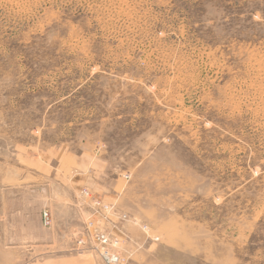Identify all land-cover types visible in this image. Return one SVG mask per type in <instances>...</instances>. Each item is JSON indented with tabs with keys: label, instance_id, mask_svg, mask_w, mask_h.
<instances>
[{
	"label": "rangeland",
	"instance_id": "obj_1",
	"mask_svg": "<svg viewBox=\"0 0 264 264\" xmlns=\"http://www.w3.org/2000/svg\"><path fill=\"white\" fill-rule=\"evenodd\" d=\"M99 234L264 264V0H0V264H103Z\"/></svg>",
	"mask_w": 264,
	"mask_h": 264
},
{
	"label": "built area",
	"instance_id": "obj_2",
	"mask_svg": "<svg viewBox=\"0 0 264 264\" xmlns=\"http://www.w3.org/2000/svg\"><path fill=\"white\" fill-rule=\"evenodd\" d=\"M43 221L45 225H49V216L47 213H44ZM94 243L96 244V255L103 264H122V258L112 252L111 248L109 249L110 241L106 235H96V240H94Z\"/></svg>",
	"mask_w": 264,
	"mask_h": 264
}]
</instances>
